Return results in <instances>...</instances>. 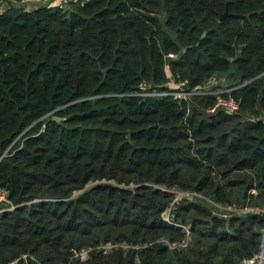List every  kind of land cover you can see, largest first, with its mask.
<instances>
[{
	"label": "trees",
	"instance_id": "16d2710c",
	"mask_svg": "<svg viewBox=\"0 0 264 264\" xmlns=\"http://www.w3.org/2000/svg\"><path fill=\"white\" fill-rule=\"evenodd\" d=\"M12 1L0 0V187L38 201L0 214V264H237L258 252L257 217L224 218L198 197L162 214L171 188L263 206L264 0ZM211 77L230 82L221 95L236 112H209L215 94L140 95Z\"/></svg>",
	"mask_w": 264,
	"mask_h": 264
},
{
	"label": "built area",
	"instance_id": "2783aa9c",
	"mask_svg": "<svg viewBox=\"0 0 264 264\" xmlns=\"http://www.w3.org/2000/svg\"><path fill=\"white\" fill-rule=\"evenodd\" d=\"M87 1H89V0H13L12 2L17 4L19 7H22L26 10H29L30 7H31V9H32V7L35 8V6H36L35 3H39L37 5V7L53 3V4H56L60 7L65 8L68 6L69 3L83 4ZM215 80H216V77H211L202 86H198L192 90H188L185 87L184 82H177L176 83L173 79H170L169 83L167 85L165 84L163 86L164 88L168 87L170 89H158V86H154L153 88H150V87L146 86L145 84H142V86H141L142 92L140 93V95H144V96L147 95V96H152V97L171 95V96L177 98L178 100H181V99L190 98L192 95H196V94L197 95L215 94V95H217L216 100H215V103L213 104V106L208 109L209 112H214L218 108L223 109L224 111H226L228 113L236 112L239 108L238 102L230 96L224 97L223 95H221V93L229 91V90L207 91V90L211 89V86ZM190 195L192 197H195V196H200L201 194L196 193V192H191ZM14 207H15V205L8 198V190L6 188L0 187V214L4 211L12 210ZM223 209L228 212V215H225V217L226 216L229 217L231 215L241 217V216H246V215L251 214V213H260L264 216V208H260L257 206L228 205L227 207H224ZM261 232H262V241L263 242L261 244L259 251L252 254L249 257L242 259L239 262L240 264H264V226L262 227ZM107 245L111 246V249L114 248V245H112V244L103 245V246H101V248L104 251H108L104 248ZM181 245L185 246L186 244L183 243ZM122 246L124 247V245H122ZM79 255H80L81 259H85L87 257V251H85V250L81 251L79 253ZM26 257H27V255L21 256V258H24V259ZM16 262H17V260H14V261H11L9 264H16Z\"/></svg>",
	"mask_w": 264,
	"mask_h": 264
},
{
	"label": "rangeland",
	"instance_id": "374dc122",
	"mask_svg": "<svg viewBox=\"0 0 264 264\" xmlns=\"http://www.w3.org/2000/svg\"><path fill=\"white\" fill-rule=\"evenodd\" d=\"M36 6L35 8L37 7V5L39 3H35ZM33 8V7H32ZM31 9V7H30ZM230 82L227 80V79H224L223 78H217L216 77V80L213 82L212 86H211V89L210 90H207V91H215V90H229V89H225L224 87L226 85H229ZM171 191L174 193V197H173V200L171 202V204L166 208V210L164 211V213L162 214L163 218L166 219V220H170L171 216H170V212L173 210V203L178 201L181 197H185L189 200H198V199H195L194 197H192L190 195V193L192 191H181V190H178V189H175V188H171ZM203 196V197H202ZM200 195V196H195V197H198L200 199H205L206 201H208L210 205H213L215 208H214V213L219 215V216H222L224 218H227L228 216L225 217V215H228V212L226 210H224L223 208L224 207H227L228 205L227 204H221V203H216V202H213L212 200H210V198L204 196V195ZM29 204V203H28ZM230 205H236V203H232ZM263 206H258L260 208H264V203H262ZM170 247L172 248L174 245L173 244H169ZM121 247L126 250L127 247L124 245V247L121 245ZM106 250H110L111 249V246L107 245L104 247Z\"/></svg>",
	"mask_w": 264,
	"mask_h": 264
},
{
	"label": "water",
	"instance_id": "95a60500",
	"mask_svg": "<svg viewBox=\"0 0 264 264\" xmlns=\"http://www.w3.org/2000/svg\"><path fill=\"white\" fill-rule=\"evenodd\" d=\"M226 15H229L227 10H225L224 13H222L220 15L219 20H222L223 17H225ZM204 34L205 33H203L202 36H204ZM234 73L237 75L238 79H240L242 77V75H241V73H240V71L236 65H234ZM53 119L56 121H61L64 118L54 116ZM36 201H38V199L34 195H26V196H18L17 198H15L13 200L12 203L15 206H22V205H26L28 203H32V202H36ZM254 217H257L259 220L264 222V216L260 213H251V214H248L246 216H241L239 218H241L243 220H249V219L254 218ZM237 264H240V263H237Z\"/></svg>",
	"mask_w": 264,
	"mask_h": 264
},
{
	"label": "crops",
	"instance_id": "0c3cea01",
	"mask_svg": "<svg viewBox=\"0 0 264 264\" xmlns=\"http://www.w3.org/2000/svg\"><path fill=\"white\" fill-rule=\"evenodd\" d=\"M13 5H15V6H18L17 4H15L14 2L12 3Z\"/></svg>",
	"mask_w": 264,
	"mask_h": 264
}]
</instances>
